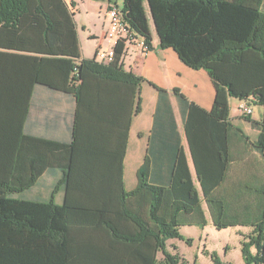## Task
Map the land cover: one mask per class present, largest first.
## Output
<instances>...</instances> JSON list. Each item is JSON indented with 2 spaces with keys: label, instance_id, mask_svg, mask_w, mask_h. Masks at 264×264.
Wrapping results in <instances>:
<instances>
[{
  "label": "trees",
  "instance_id": "trees-1",
  "mask_svg": "<svg viewBox=\"0 0 264 264\" xmlns=\"http://www.w3.org/2000/svg\"><path fill=\"white\" fill-rule=\"evenodd\" d=\"M122 10L150 52L153 27L159 49H173L187 67L206 71L214 85L210 111L173 89L202 198L169 93L149 82L158 91L153 127L136 189L125 192L118 183L122 208L112 215L85 213L70 196L62 206L53 199L30 202L14 197L26 189L25 179L10 184L0 175V264H159V253L162 264H186L167 244L182 239L183 227L206 226L203 201L216 229L251 228L243 258L246 264H264V167L255 157L264 161V0H123ZM74 17L65 0H0V48L54 57L48 59L61 64L65 78L61 86H48L75 96L79 107L91 76L125 83L132 115L140 113L146 80L124 72L125 44L115 45L108 64L99 63L96 54L82 60ZM0 93L12 94L10 88ZM249 98L263 109L260 122L248 118L259 131L253 142L231 121V99ZM3 155L26 159L14 149ZM69 159L70 186L74 147ZM11 171L10 163L0 165L2 175ZM14 171H25L24 163ZM212 261L223 264L216 255Z\"/></svg>",
  "mask_w": 264,
  "mask_h": 264
},
{
  "label": "crops",
  "instance_id": "crops-1",
  "mask_svg": "<svg viewBox=\"0 0 264 264\" xmlns=\"http://www.w3.org/2000/svg\"><path fill=\"white\" fill-rule=\"evenodd\" d=\"M90 1L65 0L73 10ZM107 25L105 11L103 42H107L109 48L112 44L105 38ZM152 46V52H144L137 44L126 46L122 59L124 72L146 80L141 84L138 97L141 112L134 116L130 86L125 83L91 76L89 90L84 91L79 107L75 96L48 86H61L62 77L65 78L61 64L49 60L54 57L0 48V92L7 88L12 92L11 95L0 93V153L14 149L16 155L26 156L21 161L25 167L22 172L14 171L21 163L17 156L12 161L4 155L0 157V165L10 163L13 170L9 175L0 173L2 178L10 184L16 177L27 182L26 189L14 197L30 202L53 199L56 205L62 206L70 196L79 200L77 206L85 213L92 214L106 211L112 215L121 209L122 193L118 183L125 192L136 189L138 171L147 153L158 103V91L149 84L151 82L169 93L191 176L202 198L185 132L177 119L179 109L173 89H180L189 101L210 111L215 88L206 71L190 69L173 49H159V40L153 41ZM81 59L91 60L83 53ZM255 108L251 120L260 122L263 109ZM231 121L250 141L257 140L259 131L246 119L235 113ZM72 147L75 171L69 186ZM255 157L259 159V166L264 167V161L258 155ZM262 170L259 171L261 176ZM202 203L208 223L210 214L204 201ZM169 243L173 245V240L168 241L167 246Z\"/></svg>",
  "mask_w": 264,
  "mask_h": 264
},
{
  "label": "rangeland",
  "instance_id": "rangeland-1",
  "mask_svg": "<svg viewBox=\"0 0 264 264\" xmlns=\"http://www.w3.org/2000/svg\"><path fill=\"white\" fill-rule=\"evenodd\" d=\"M122 7L123 0H114ZM107 2L91 0L83 6H79L75 13V23L79 36L81 51L88 59H94L100 46L106 49L107 42H103V28L105 25V11L108 9ZM106 34V33H105ZM152 39L158 41L157 34L152 27ZM100 45V46H99ZM239 100L232 99L231 115L235 113L248 121L238 110ZM258 107V106H257ZM255 106L253 105V109ZM256 109V108H255ZM254 109V110H255ZM177 119L183 129L180 113ZM252 161V159H250ZM249 161V162H250ZM182 239L173 240L167 250L178 256L181 263L186 264H213L212 257L216 255L223 264H246L243 258V244L248 233L247 227H234L218 230L214 227L209 216L205 227H183L180 229ZM251 253L256 254V249L251 248ZM163 255L159 254V264L163 263Z\"/></svg>",
  "mask_w": 264,
  "mask_h": 264
},
{
  "label": "built area",
  "instance_id": "built-area-1",
  "mask_svg": "<svg viewBox=\"0 0 264 264\" xmlns=\"http://www.w3.org/2000/svg\"><path fill=\"white\" fill-rule=\"evenodd\" d=\"M106 18L108 21L105 38L110 41L112 46L107 49L99 48L96 51V60L103 64H108L114 57V47L118 42H122L125 46L139 45L144 52H150L143 38H141L129 25L125 18L122 7L113 5L106 10ZM252 99L239 101L238 110L244 117H252L254 113Z\"/></svg>",
  "mask_w": 264,
  "mask_h": 264
}]
</instances>
